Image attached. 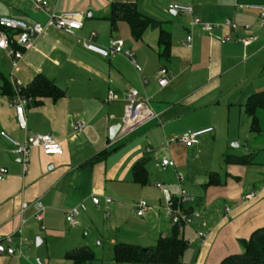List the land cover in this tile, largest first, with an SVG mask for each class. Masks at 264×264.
Here are the masks:
<instances>
[{"label":"crops","instance_id":"obj_1","mask_svg":"<svg viewBox=\"0 0 264 264\" xmlns=\"http://www.w3.org/2000/svg\"><path fill=\"white\" fill-rule=\"evenodd\" d=\"M47 2L55 13L83 12V26L75 35L49 28L24 54L16 76L26 87L42 74L63 94L57 99L39 96L31 100L25 107L26 130L20 129L11 96L2 93V76L8 81L9 63L0 52L5 61L1 64L5 75L0 73V131L17 141L29 133H51L62 152L48 155L33 148L28 168L23 170L19 157L8 151L11 143L0 135V167L8 170L0 179V239L12 235L9 245L14 249L13 254H0V264H35L34 257L43 256L42 249L36 248L41 244L46 264H72L66 251L81 246L91 249L93 241L105 238L112 246L119 242L154 246L159 236L169 235L173 228L162 213L164 198L157 184L168 188L173 197L184 188L193 197L187 207L203 213V220L180 232L188 245L179 264H219L227 254L240 252V240L264 226V157L254 158L255 151L239 153L229 147L231 141L238 146L249 121L251 128L244 106L247 98L264 90V26L258 11L248 7L264 6V0ZM112 2L135 3L140 12L162 21V28L170 32L168 56L159 55L158 27L148 26L135 38L126 20L112 23L106 17ZM171 3L189 5L192 13L170 10ZM0 16L27 23L47 19L32 0H0ZM195 17L217 25L211 32L198 26L191 29ZM230 17L236 28L219 25ZM92 31V40L99 45L122 39L141 70L124 54L104 58L86 50L80 38ZM190 31L192 41L187 47L183 42ZM223 35L231 39L223 40ZM249 37L248 44L241 42ZM161 67L167 69L169 78L164 87L158 84ZM133 88L148 98L155 115L121 139H111L109 129L121 122L126 95ZM109 90L115 95L111 100H107ZM258 117L255 132L260 137L255 142L262 147ZM76 121L84 125L79 133L73 128ZM208 127L212 130L199 135L191 146L165 143L170 137ZM101 153L105 154L100 159L86 163ZM226 155H251L252 162H226ZM162 158L173 160L174 166L161 169ZM138 161L146 171L145 184L133 178L132 167ZM178 174L183 177L180 182ZM252 192L255 196L247 198ZM92 196L99 197V205L93 204ZM105 197L114 202L105 204ZM139 201L151 206L143 216L136 214ZM24 202L28 207L21 211ZM34 202L44 206L40 221L33 216ZM71 207L79 210L74 226L65 220V211ZM133 209L134 217L129 213ZM195 230L208 235L199 239Z\"/></svg>","mask_w":264,"mask_h":264},{"label":"built area","instance_id":"obj_2","mask_svg":"<svg viewBox=\"0 0 264 264\" xmlns=\"http://www.w3.org/2000/svg\"><path fill=\"white\" fill-rule=\"evenodd\" d=\"M32 4L36 10L42 11L47 15V19L44 23H27L20 19L0 16V52L3 53L9 63L8 82L12 89L10 102L15 111L17 125L22 130H26L25 107L31 102V98L23 92L25 86L16 76L17 71L20 69L24 54L34 47L36 38L44 35L49 28L75 35L76 31L82 28L84 21V13L81 11L69 10L55 13L51 10L47 0H32ZM248 7L258 11L260 24L264 26V6L249 5ZM168 8L183 14L192 13V8L186 4L171 3L168 5ZM216 25L217 24L204 22L200 18L195 17L191 22V29L198 26L204 32H211ZM219 25L236 28L237 24L235 20L230 17L223 19ZM94 36L95 32L92 31L87 38H80L86 50L104 58H109L119 53L124 54L131 60L137 71L141 70V67L135 61L133 52L124 48L122 39L112 38L109 40L108 45L103 46L92 40ZM222 39L230 40L231 37L230 35H223ZM251 40L252 37H249L241 39V42L243 44H248ZM191 41L192 33L190 31L183 43L185 46L190 47ZM157 73L159 86H166L169 83L167 69L161 67ZM142 80L146 82V78ZM114 97L115 95L112 90H109L107 100H111ZM126 100L127 103L124 106L120 127L114 136V139L117 140L134 130L137 126L147 122L155 115L148 106V98L141 96L137 89H131L126 95ZM73 128L75 132L79 133L84 129V125L81 121H76L73 124ZM211 130L212 128L208 127L202 130L189 131L178 136L170 137L165 140V143L168 145L172 142H181L186 146H191L195 143L199 135L210 132ZM0 135L11 143L12 147L8 151L19 157L23 170L28 168L31 150L33 148H39L44 154L48 155H58L62 152L61 143L51 133H29L22 141L15 140L5 131H0ZM172 166H174L173 160L169 158L161 159V169ZM7 174L8 170L5 167H0V179L7 176ZM177 179L179 182L182 181V175L178 174ZM157 186L160 188L164 198V204L161 206L162 213L172 227L182 232L186 227L193 228V224L196 220H203V213L201 210L187 207V204L193 200V197L184 188H180L178 195L173 197L168 188L161 184H157ZM254 196L255 194L252 192L247 195V198L250 199ZM91 201L95 205H99L100 203V199L97 196H92ZM104 202L109 205L112 204L114 200L110 197H105ZM27 207V203H22L21 211ZM33 207L35 210L33 216L36 220L40 221L43 217L44 206L40 202H34ZM150 208L151 206L145 201H139L136 204V214L138 216H143ZM78 214L79 210L76 207L67 209L65 211L66 222L71 226L76 225ZM106 215H108V211H106ZM195 234L199 239H205L208 235L204 230H195ZM12 241V235L0 239V254L14 253V249L9 245ZM34 262L35 264H43L38 257L34 258Z\"/></svg>","mask_w":264,"mask_h":264},{"label":"trees","instance_id":"obj_3","mask_svg":"<svg viewBox=\"0 0 264 264\" xmlns=\"http://www.w3.org/2000/svg\"><path fill=\"white\" fill-rule=\"evenodd\" d=\"M112 23L118 19L126 20L135 38H139L148 27L159 28V55L167 57L170 49V32L162 28V21L143 14L132 2H112L106 16ZM2 93L12 95V89L2 76ZM23 92L33 100L39 96H48L57 99L63 91L46 76L37 74L31 83L24 87ZM245 111L251 117V129L258 131L259 126L256 110H264V90L251 94L245 103ZM105 153H101L86 161L91 164L100 159ZM226 162L249 164L251 155L224 157ZM133 178L141 184L146 183V171L141 161L132 167ZM210 182V181H209ZM208 183V182H207ZM241 251L224 256L219 264H264V226L254 229L247 239H241ZM188 245L187 240L175 228L169 235L159 236L154 246L142 247L136 244L119 242L112 246V260L115 264H179L182 255ZM65 257L72 264H88L94 258L93 251L87 246H81L65 252Z\"/></svg>","mask_w":264,"mask_h":264},{"label":"rangeland","instance_id":"obj_4","mask_svg":"<svg viewBox=\"0 0 264 264\" xmlns=\"http://www.w3.org/2000/svg\"><path fill=\"white\" fill-rule=\"evenodd\" d=\"M3 62H5V61L0 56V73H3V75H5V72H4L5 70L2 68V65H1ZM256 114H257V117L260 116V122L259 123L263 129L262 135H264V110L258 109ZM258 120H259V117H258ZM240 129H241L240 131L242 132L241 127H240ZM243 131L244 132H242V134L240 132L241 136H240V138H238L239 139L238 146L234 145L232 141L229 142L230 151H236L239 153H251V152L255 151L256 153L254 152L255 153L254 158H258V157L263 158L264 157V145L261 147L259 142H257L259 144H256L255 140H256V138H258L260 136L257 135L255 130H252L250 128V121H249V123H246V126H244ZM263 140L264 139L261 138L260 141H263ZM262 144H264V142ZM129 213L134 217L135 216V209L130 210ZM33 244L35 246V239L34 238H33ZM44 246H45L44 244H41L36 248L40 247L42 249L41 251L43 252V256H41L42 254L39 253V255L37 257L41 260V262L43 264H46V260L44 257L46 255V250L44 249ZM143 247H146V246H143ZM111 248H112V244L109 242L108 238L103 239L101 242H99V240L93 241V246H91V250L93 251L95 258L88 264H113V262L111 260V258H112ZM51 251H53V250H51ZM54 252H57V250H54ZM67 262H68V264H71L69 261H67ZM55 264H58V263H55Z\"/></svg>","mask_w":264,"mask_h":264},{"label":"water","instance_id":"obj_5","mask_svg":"<svg viewBox=\"0 0 264 264\" xmlns=\"http://www.w3.org/2000/svg\"><path fill=\"white\" fill-rule=\"evenodd\" d=\"M120 127V122L115 123L114 125H112L109 129V137L112 139L114 137V135L117 133L118 129ZM234 145L237 146V143H235Z\"/></svg>","mask_w":264,"mask_h":264}]
</instances>
